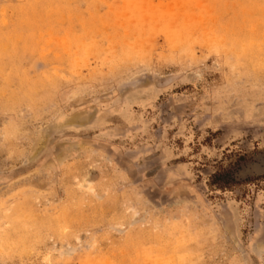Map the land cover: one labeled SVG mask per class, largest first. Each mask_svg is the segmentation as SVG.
<instances>
[{"label":"rangeland","instance_id":"obj_1","mask_svg":"<svg viewBox=\"0 0 264 264\" xmlns=\"http://www.w3.org/2000/svg\"><path fill=\"white\" fill-rule=\"evenodd\" d=\"M0 264H264V0H0Z\"/></svg>","mask_w":264,"mask_h":264},{"label":"bare ground","instance_id":"obj_2","mask_svg":"<svg viewBox=\"0 0 264 264\" xmlns=\"http://www.w3.org/2000/svg\"><path fill=\"white\" fill-rule=\"evenodd\" d=\"M261 2V1H260Z\"/></svg>","mask_w":264,"mask_h":264}]
</instances>
